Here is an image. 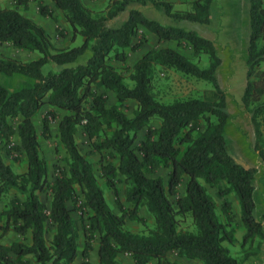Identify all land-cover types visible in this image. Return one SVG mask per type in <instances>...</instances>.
I'll return each instance as SVG.
<instances>
[{"label": "trees", "instance_id": "16d2710c", "mask_svg": "<svg viewBox=\"0 0 264 264\" xmlns=\"http://www.w3.org/2000/svg\"><path fill=\"white\" fill-rule=\"evenodd\" d=\"M51 1L69 24L72 39L82 38L80 44L52 50L45 28L19 10L29 0H13L14 6L0 7V43L40 53L27 61L0 53V76L23 81L11 89L0 80V144H11L7 153L11 148L21 150L26 159V169L14 172L0 145V198L12 189L17 192L0 210V231L28 239L0 242V264H32L31 259L34 264H71L79 253L81 264H91L96 234L100 264H121L118 254H128L134 264H150L170 251L202 264H247L249 257L259 253L264 239L256 214L257 169L239 160L229 146L226 95L217 78L221 59L214 42L195 30L162 24L131 7L151 4L175 21L208 24L213 0H190L188 9L176 8L171 0H110L106 13L92 12L83 0ZM249 4L247 81L241 99L250 115L253 149L264 161V70L260 68L264 62V0H249ZM38 6L41 15H52L46 4ZM145 32L159 41H173L191 50V55L161 46L128 65L126 50L139 49ZM86 50L91 52L87 61L72 65ZM202 59L205 65L201 66ZM46 64L60 68L44 73ZM169 69L203 80L210 89L198 97L162 102L153 91L154 79L158 70ZM108 92L115 97L111 105H107ZM128 101L135 102L131 115L122 109ZM45 105L49 108L41 118L42 133L47 138L50 123L59 119L57 136L66 152L52 182L40 156L34 122ZM59 110L65 113L59 116ZM152 120L158 126H151ZM79 126L92 147L86 154L107 151L101 175L113 190L119 212L108 205L92 162L76 142ZM142 129L145 132L135 144ZM161 167L169 168L166 183L160 176H150ZM118 182L125 185L123 201ZM209 188H216V196L222 199L220 211ZM38 192H49V204ZM231 193L237 198L244 230L238 255L230 249L237 232L232 204L226 197ZM170 196L176 197L174 202ZM141 207L151 216L150 226L139 215ZM73 211L79 213L85 229L80 251V224ZM179 217L189 218L191 227L180 228ZM129 220L145 225V230L131 231L126 227ZM47 224L52 226L50 241L45 237Z\"/></svg>", "mask_w": 264, "mask_h": 264}, {"label": "rangeland", "instance_id": "374dc122", "mask_svg": "<svg viewBox=\"0 0 264 264\" xmlns=\"http://www.w3.org/2000/svg\"><path fill=\"white\" fill-rule=\"evenodd\" d=\"M233 1H235L234 4L236 7L235 6L233 7L231 5ZM189 2L190 0H174L175 7L178 9H188L190 7ZM39 3L46 4L53 11L52 15H47V16L41 15L39 12V6H38ZM83 3L94 13H97V12L106 13L107 6L110 3V0H83ZM218 3H219V0H216L215 4L218 5ZM220 4L222 5V7H224L222 8L224 12L221 11V14L224 13V15L219 16L220 17L219 19H218V16H216L213 19L214 21L210 24L209 23L201 24L199 27H197L199 32L198 31L196 32H198L199 34L203 33L208 36H213L214 42H216L217 46L221 50L220 53L223 51H226L224 54L225 58H229L228 60H238L236 71L234 70L235 73L232 74L230 77L233 81V84L229 90V93L233 96L234 99H238L240 101V94L242 93L244 89V85L246 81V73H245L246 66H245L244 50H245L246 39H248V28H249L248 12H247L248 0H222ZM229 4L231 5V7L229 6ZM132 5H138V4L134 3ZM11 6H14L13 0H0V7H11ZM142 7L146 9L148 5L142 6ZM226 7L229 10L234 11L233 12L234 18L237 17L235 21L239 20V24H241L242 22V24L236 29V31L238 30V31L243 32L241 35L242 36L241 42H239L238 44L234 43V46L232 45L233 42L232 40H230V38L236 35L235 33H233L235 31V27L233 31H231V29L229 28H232V25L235 24V21H233L232 17L228 16V19L225 22V16L228 13ZM19 10L21 13L30 17L35 22L41 24L45 28L46 33L51 43L52 50L60 49V48L72 46V45H78L82 41V38L80 36H77L74 40L72 39V30L69 24L66 22L62 12L59 9L54 7L53 2L51 0H29L28 6L26 8L19 6ZM215 12L216 11L214 9L213 10L214 15H216ZM145 15L147 16V14ZM119 17H124V14L120 15ZM197 29L195 28V30ZM220 45H222L223 48H221ZM181 49L186 52L187 51L191 52V50L186 49V48H181ZM0 53L6 56L19 59V60H23V61L34 59L40 55V53L37 51L31 52V51H27L24 49H18V48L13 47L11 44L5 43V42L0 43ZM221 57L224 60L223 54L220 55V58ZM199 63L201 66L205 65V60L202 59ZM59 68L60 67L54 66L52 64H46L45 66H43L42 70L44 73H46L49 70H58ZM260 68L264 70V64ZM0 80L4 84L9 86L11 89L16 88L20 84L23 83L22 79L18 77L6 78L3 76H0ZM209 89H210L209 83L203 80H198L194 77L183 75L182 73L171 70V69L164 70V71L158 70L156 72L155 79H154V85H153V91L155 93L156 98L161 100L162 102H168L175 98H184L187 96H197L198 97V96H201L205 91ZM107 99H108L107 105H111L115 102V97L113 93L112 95L107 94ZM85 106L89 107V102H86ZM134 106H135V102L128 101L125 103L122 109L128 115H131L132 109L134 108ZM48 108L49 106L45 105L38 112V114L34 117V122L36 126L38 140H39L40 156L45 160L47 164V169H48L47 179L50 182H52L54 177L56 176V166H61L64 164L63 158L66 156V152L57 136V127H58L59 119H56L50 123V134L47 138H45L42 133L41 118L46 113V110H48ZM64 113L65 111L63 110L58 111L59 116H61ZM11 123L15 126L17 124V121L13 120L11 121ZM150 125L153 127L158 126V121L152 120L150 122ZM262 129L264 132V123L262 125ZM144 132H145V129H142L138 132L135 144H138ZM75 138H76V142L81 152L85 154L88 157V159L92 162L93 169L95 171L98 183L102 186L104 190V196H105V199L108 205L111 207L113 211L119 212L117 205H116L113 190L109 186H107L105 182V178L101 175V163L105 162L106 159H104L103 156L104 157L107 156V151L106 150L102 152L95 151L92 154H86L88 151L92 150V147L90 145V141L87 138L82 126L78 127V131L75 134ZM12 140L14 141V143L18 142V138L16 136H14ZM0 145L2 148L1 149L2 155H3L5 162L8 163L12 167L14 172L16 173L23 172L26 169V159H25L23 152L21 150L11 148L10 153H7V149L9 148V146H11V144L4 146L3 143H1ZM252 149H253V145L251 144V150ZM238 159L241 160L240 158ZM168 172H169V168L161 167L154 174L150 176H160L164 179L166 183ZM262 177H264L263 173L260 175V178ZM117 188L119 191V198L123 201L124 188H125L124 183L118 182ZM183 188H184V183L180 185L179 187L180 194L183 191ZM208 190L215 197L217 204H218V210L220 211V205H221L222 199L216 196V188H209ZM16 193L17 192L12 189L6 195L0 198V210L4 208V205L6 204V202H8V200ZM38 195L43 202H45L46 204H49V200H50L49 192H38ZM226 197L228 200L231 201L232 212H234V217H235L237 214L236 212L238 208L237 198L233 193L228 194ZM175 198H176L175 196H170V199L173 202L175 201ZM123 203L126 206L130 205L126 202H123ZM68 206L72 207L73 205L71 202H68ZM139 215L145 217L147 220V225L150 226L152 219L145 207H141L139 209ZM72 216L76 220H78L80 224L81 219H80L79 213L77 211H73ZM179 219H180V224H179L180 228L191 227L190 226L191 221L189 218L179 217ZM236 222H237L236 243L234 246L232 247L230 246L231 253L233 255L239 254V241L244 231L243 227L239 225V219ZM126 227L136 233H142L145 230V225L141 224L140 222L130 221V220L127 222ZM84 234H85V229L82 227V224H80L79 237H78L79 251L82 249L84 245V239H85ZM45 237L47 238L48 241H50L52 237V226L50 224H47V232H46ZM16 241L27 242L28 239L27 237L22 238L21 236H19L13 231H8L7 233L3 235H1V231H0V242L5 243V244H10ZM97 248H98V234L94 235L93 240H92V250L90 251V255H89V261L91 264H100L98 260ZM117 259L121 264H134L133 260L128 254H118ZM167 261H176L178 264H202L199 260H188L183 257H179L174 251L168 252L167 255L164 258H162L160 261L152 260L150 264H166ZM31 262L32 264H34L32 259H31ZM81 262H82V258H81V254L79 253L78 257L71 264H81Z\"/></svg>", "mask_w": 264, "mask_h": 264}, {"label": "crops", "instance_id": "0c3cea01", "mask_svg": "<svg viewBox=\"0 0 264 264\" xmlns=\"http://www.w3.org/2000/svg\"><path fill=\"white\" fill-rule=\"evenodd\" d=\"M171 1H174V0H171ZM215 1L216 0H213L211 7H210V22H209V24L214 21L213 19L216 16H218V19H219L220 18L219 16L224 15V13L221 14V11L224 12V10L222 9L224 7H222V5L220 4V2L222 0H219L218 5L215 4ZM234 2L235 1H233V3L231 4L233 7L235 6ZM147 5H148V7L146 8L147 10L142 7V6H147ZM147 5H139L138 4V5H131V7L138 8L139 10H141L142 12L147 14V16L149 18L154 19L156 21H159L160 23L165 24V25L182 27V28L188 29V30H195V28L197 29V27H199L201 25V24L195 23V22L175 21V20L171 19L170 17L166 16L162 10L154 8L151 4H147ZM231 5L229 4L230 7H231ZM249 6H250V4H249V0H248V4H247L248 25H249ZM214 9L216 11L215 12L216 15L213 14ZM227 11H228V13L225 16V22L227 21L228 16L232 17L233 21H235V19L237 17L234 18V14H233L234 11H231L228 8H227ZM236 22H237V24H236ZM241 24H242V22H241ZM241 24H239V20H237V21H235V24L232 25V28H229V29H231V31H233L234 27H235V31L233 33H235L236 35L234 37L230 38V40H232V42H233L232 43L233 46H234V43L238 44L239 42H241V38H242L241 35L243 32L238 31V30L236 31L237 27H239ZM195 31H198V29ZM145 34H146V40L144 41V44L139 49H137L136 51H131L128 49L126 50L127 54H128V57L126 59L127 60L126 63L128 65L132 66L133 63L146 51H148L152 48H158L161 46L174 47L178 51L190 56V53H191L190 51L186 52V51L182 50L181 47H178L176 45V43L173 41H159L158 38L156 37V35H154L153 33L145 32ZM201 34H203V33H201ZM249 34H250V25L248 28V39H249ZM203 35H204V37L205 36L209 37V39H211L214 42L213 36H208L206 34H203ZM248 39H246L245 50H244L245 66H246V58H247V46H248L247 40ZM214 45H215L218 56L220 57V55L223 54V57H224V54L226 51L221 52L222 53L221 54L220 53L221 50L217 46L216 42H214ZM220 47L223 48L222 45H220ZM90 55H91V52L89 50H86L82 55L77 57V59L72 63V65H76L79 63H85L87 61V59L90 57ZM220 59H221V63L217 69V78H218L220 86L225 91L226 103H227V109H228V120H227V123L225 126V131H226V134H227V137L229 140V146L231 148V151L238 158H240L245 164L254 166L257 169V172L255 174L256 214L258 215L259 220L262 223V227H263V231H264V217H263V214H264V177L260 178V175L262 173L264 175V161L257 155V153L253 149L251 150V144L253 145V143H254V134H253V129H252L251 121H250V115L246 111V109L242 103V99H241L243 92H244V89H245V86H246L247 79L245 81L244 89H243L242 93L240 94V101L238 99H234L233 96L229 93V90L233 84V81L230 77L232 74L235 73L234 70L236 71V66H237L238 60H228L229 58H225V57H224V60L222 59V57ZM263 64H264V62L261 64V66ZM115 65H118V63L115 62ZM245 73H246V70H245ZM99 91H103V89H99ZM108 95H112V92H108ZM237 205H238V203H237ZM236 213L237 214L235 216V219H236L235 221H238V219H239V225H241V227H243L241 220H240L239 205H238ZM233 214H234V212H233ZM263 261H264V239L262 241L261 250L259 251V253L249 257V259L246 261V263L247 264H257V263H261Z\"/></svg>", "mask_w": 264, "mask_h": 264}]
</instances>
